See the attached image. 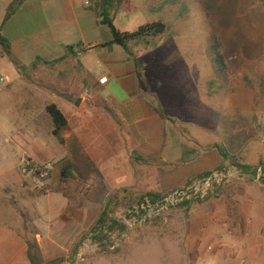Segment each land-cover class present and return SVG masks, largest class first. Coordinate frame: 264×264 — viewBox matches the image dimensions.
Listing matches in <instances>:
<instances>
[{
    "label": "crops",
    "instance_id": "0c3cea01",
    "mask_svg": "<svg viewBox=\"0 0 264 264\" xmlns=\"http://www.w3.org/2000/svg\"><path fill=\"white\" fill-rule=\"evenodd\" d=\"M94 2L0 0V78L6 79L0 83V179L8 180L25 212L0 207V264H32L26 241L29 225L38 230L46 259L68 257L79 246L81 233L105 208L107 202L100 203L94 194L107 201L124 189L135 194L171 191L203 173L235 166L234 153L220 140L227 133L233 144V119L240 117V107L213 94L196 102L200 110L187 117L190 123L168 113L160 67L137 62L132 48L133 55L122 46H106L112 30L101 24ZM49 76L56 80L42 81ZM65 95L82 102L76 106ZM51 103L68 119L63 132L66 144L53 133L54 122L47 112ZM205 112L231 113L233 119L227 129L214 123L194 130L197 117ZM184 122L189 126L183 130L179 125ZM261 147L264 96L254 95L252 150ZM83 156L94 164L88 177L74 173L64 178L66 162L76 164L79 159L85 164ZM243 159L238 160L252 166L264 162L262 155L252 164ZM26 160L48 163L50 177L23 173ZM230 185L222 188L219 198V203H232V209L222 213L228 223L209 230L211 257L216 264H229L240 256L239 247H246L252 248V264H264V184L252 180L248 226L231 222L239 204L235 194L249 184L241 180Z\"/></svg>",
    "mask_w": 264,
    "mask_h": 264
},
{
    "label": "rangeland",
    "instance_id": "374dc122",
    "mask_svg": "<svg viewBox=\"0 0 264 264\" xmlns=\"http://www.w3.org/2000/svg\"><path fill=\"white\" fill-rule=\"evenodd\" d=\"M125 3L120 5L115 17V25L120 30L135 31L141 25L159 20L168 26L167 32L153 46L135 48V44H131L133 51L136 50L133 59L160 67V86L167 112L190 123L187 117L200 110L196 102L201 98L213 94L228 97L232 101L229 106L240 107V117L233 119L227 112L224 115L205 112L197 117L200 120L194 127L190 126L199 131L204 125L219 123L227 129L226 125L233 119V144L229 143L227 133L220 142L227 144L236 158H244L251 164L260 155L264 157V147L252 150V97L264 96L261 93L264 86V0H225L212 19L206 16L199 0H125ZM126 6L133 7V11H128ZM215 39L217 45L220 42L219 58L224 60V67L217 68L214 64L212 44ZM36 77L41 80L40 76ZM47 80L56 79L51 76L42 79ZM153 85L150 84V89ZM185 122L179 125L183 130L189 126ZM241 180L250 188L237 190L239 204L232 212L235 221L231 223L248 226L252 223V181L245 178L238 181ZM0 182L1 209H14L23 214L24 209L18 206L8 180L2 178ZM221 194L222 190L189 210L187 207L169 208L148 222L135 218L131 220L133 227L126 232L127 236L114 235L115 242L121 239L116 251L100 248L81 253L76 264H216L211 257L213 251L208 250L209 230L227 224L223 222L222 213L232 209L230 202L219 203ZM94 195L100 203L109 200H102L100 193ZM124 210L123 206L118 208L115 216L122 217ZM92 226L81 233L76 251L82 249ZM32 231V225L27 226L28 236H32ZM75 249L65 257L63 264H69L74 258ZM239 250L238 259L229 264H252V248L239 247Z\"/></svg>",
    "mask_w": 264,
    "mask_h": 264
},
{
    "label": "trees",
    "instance_id": "16d2710c",
    "mask_svg": "<svg viewBox=\"0 0 264 264\" xmlns=\"http://www.w3.org/2000/svg\"><path fill=\"white\" fill-rule=\"evenodd\" d=\"M175 1L178 2V0H174V2ZM199 1L203 7L206 16L212 19L217 15L218 11L221 8L222 3L225 0H199ZM122 3L123 0H95L93 4V9L96 11L101 24L109 26V28L112 30V39L105 44L106 46L119 45L124 47L126 50L130 52L131 55H133L130 50L131 44L145 45L147 47H150L153 46L160 39V37L167 32L168 26L162 20L141 25L135 31L120 30L115 25V17ZM14 6L15 4L12 6L11 10L14 9ZM219 51H220V42L219 45H217L215 39V43L212 44V53L214 55V64L216 65L217 68L221 66L224 67V63H225L224 60H220L219 56H221L220 55L221 53ZM262 89L263 90L261 91V93H264V86H262ZM47 112L50 114L54 122L53 133L55 137L59 140L61 144H66L67 141L63 136V132L68 127L67 117L65 116L64 112L59 108V106L55 103H51L47 106ZM83 158L86 159L85 164L84 161L79 159L76 164L71 162V160L66 162L65 164L66 166L64 167L63 170L64 178L75 176L74 173L81 174L80 177H82L83 179H86L88 177L89 170L94 169V164L90 161V159H87L86 156H83ZM233 164L240 170L243 176L242 178H245L248 181H252L256 178L255 177L252 179L248 177V175L253 174L256 176V172L259 165L252 166L250 164L238 160V158H236L235 156H234ZM260 165L264 167V162L263 161L260 162ZM208 174H210V172H206L203 173L202 175H199L197 178L193 179L187 185L192 184L195 180L201 179ZM261 183L264 184V175L261 178ZM223 187H218L214 191V193L208 196L205 200H198V201L185 200L175 206H172L171 208L187 207V209L189 210L194 205H198L200 203L207 201L216 192L221 191ZM174 190L164 191V192H145L141 194H135L132 193L130 190L124 189L112 193L111 196L109 197V200L105 204V208L103 209L102 213L100 214L95 224L91 228V233H92L91 238L93 242L97 243L99 247H101L102 251L104 250L106 251L114 247L115 245L114 235L118 234L119 236H122L130 229L129 225L125 221L115 216L116 210L118 208L123 206L125 208V211L134 210V206L135 205L141 206V204L145 201L147 197L163 200L166 195H168ZM145 214H146V210L140 208L139 213L128 214L127 219H132L134 217H137L140 220L143 218ZM148 221L150 220H147L146 222ZM32 230L33 231L31 237L26 235V241L28 244V254L32 264H63L65 262V257H57L54 259L45 258L42 248L39 244V241L37 240V234H39L38 230L34 226H32ZM114 251H116V248L114 249ZM75 252L76 249L74 251V254Z\"/></svg>",
    "mask_w": 264,
    "mask_h": 264
},
{
    "label": "built area",
    "instance_id": "2783aa9c",
    "mask_svg": "<svg viewBox=\"0 0 264 264\" xmlns=\"http://www.w3.org/2000/svg\"><path fill=\"white\" fill-rule=\"evenodd\" d=\"M86 4H90V1H87ZM95 46H91L94 48ZM107 79H102L105 82ZM4 77L0 78V83L5 82ZM51 167L48 163L35 164L32 160H26L22 172L25 174H35L36 176L47 179L51 175ZM264 175V167L262 165L258 166L256 176L254 175L255 180L261 182V178ZM240 170L236 166L219 168L214 171H211L210 174L206 175L201 179L195 180L192 184L187 185L183 188H177L168 195L164 197L163 200L147 197L145 201L139 205L134 206V210L124 211V215L120 217L125 221L130 228L133 227L131 220L137 219L134 217L132 219H127L128 214L139 213V209L143 208L146 210V214L143 216L142 221L153 220L159 217L164 211L168 210L172 206H175L185 200L189 201H198L205 200L208 196L214 193L218 187L227 186L233 182H236L242 178ZM127 233H124L122 237H125ZM127 236V235H126ZM92 233H90L89 238L84 245L82 246L81 253H88L89 251L100 249L97 243H94L92 240ZM121 240V239H120ZM118 240L115 242L113 249L118 247ZM244 264V262L242 263Z\"/></svg>",
    "mask_w": 264,
    "mask_h": 264
},
{
    "label": "water",
    "instance_id": "95a60500",
    "mask_svg": "<svg viewBox=\"0 0 264 264\" xmlns=\"http://www.w3.org/2000/svg\"><path fill=\"white\" fill-rule=\"evenodd\" d=\"M68 99H70V101H72L76 106H79L80 103L82 102V98H76L72 95H65ZM248 177L250 178H254V175H248ZM127 235V234H126ZM125 235V236H126ZM81 255V248H78L74 258L69 262V264H76V262L78 261L79 256Z\"/></svg>",
    "mask_w": 264,
    "mask_h": 264
}]
</instances>
